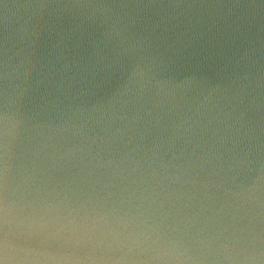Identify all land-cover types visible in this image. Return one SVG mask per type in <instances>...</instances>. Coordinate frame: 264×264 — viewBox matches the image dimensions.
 I'll use <instances>...</instances> for the list:
<instances>
[{
	"label": "clouds",
	"instance_id": "clouds-1",
	"mask_svg": "<svg viewBox=\"0 0 264 264\" xmlns=\"http://www.w3.org/2000/svg\"><path fill=\"white\" fill-rule=\"evenodd\" d=\"M0 264H264V0H0Z\"/></svg>",
	"mask_w": 264,
	"mask_h": 264
},
{
	"label": "water",
	"instance_id": "water-1",
	"mask_svg": "<svg viewBox=\"0 0 264 264\" xmlns=\"http://www.w3.org/2000/svg\"><path fill=\"white\" fill-rule=\"evenodd\" d=\"M169 0H161V3H168ZM185 5H192L195 13L206 14L212 6L229 3L231 0H178Z\"/></svg>",
	"mask_w": 264,
	"mask_h": 264
}]
</instances>
